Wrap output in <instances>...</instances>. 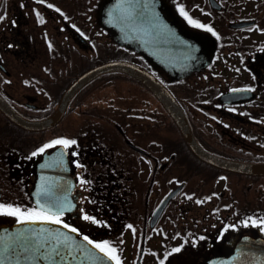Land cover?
Instances as JSON below:
<instances>
[{"label":"flooded vegetation","instance_id":"flooded-vegetation-1","mask_svg":"<svg viewBox=\"0 0 264 264\" xmlns=\"http://www.w3.org/2000/svg\"><path fill=\"white\" fill-rule=\"evenodd\" d=\"M103 1L0 0V95L9 105L42 119L86 73L126 61L168 88L205 150L264 163V0H141L136 19H124L133 12L128 0H111L110 18ZM180 8L216 35L189 24ZM178 20L186 38L202 40L192 43L202 51L193 67H178ZM126 29L129 44L118 35ZM170 45L174 72L156 52ZM58 128L77 142L66 149L73 209L62 222L115 247L121 264H264V173L200 158L134 72L110 68L86 80L50 127ZM23 129L0 108V204L7 178H23L28 194L38 178L37 150L21 149Z\"/></svg>","mask_w":264,"mask_h":264},{"label":"water","instance_id":"water-1","mask_svg":"<svg viewBox=\"0 0 264 264\" xmlns=\"http://www.w3.org/2000/svg\"><path fill=\"white\" fill-rule=\"evenodd\" d=\"M103 3L105 4L103 6L104 10H107L104 12V14L110 18L109 13H111V0H104ZM121 16H126V14ZM187 31V28L178 20V59H180L178 60V67L182 68L195 66L196 64L193 65V63L197 58H199V60L201 59L202 52L200 48L192 49V43L194 44V42H198L199 45V42L201 43L202 40L197 41V36L194 35L192 36L193 38H186L188 35ZM118 35L120 42L129 44L130 33L127 31V29L119 32ZM162 36H164L163 41L167 42L168 45L171 44V34H167L166 36L162 34ZM201 38H204V36L201 35L198 37V40ZM155 40L158 41V39ZM175 50V46L173 45L167 46L161 51L156 49V52L158 54L161 53V56L165 59L167 67L173 72L175 71L174 69L176 63ZM110 68L132 71L139 78H141L152 89V91L164 104L173 118L178 122L185 138L193 150L203 156V159L222 168H231L242 172L264 173V163L253 164L228 161L224 158L214 156L202 149L194 140L185 115L168 88L152 73L136 64L126 61L106 63L86 73L65 93L56 111L44 119L38 121L28 120L27 118L18 114L1 95L0 108L8 115V117L26 129L43 130L49 128L56 124L63 117L67 103L74 90H76L82 83L95 74ZM61 154L63 155L61 156ZM36 170L38 173V178L36 179L35 185L32 189V196L35 205L37 206L36 202L38 199L43 204L46 202L49 196H51L55 197L60 202L71 205L70 210H68L71 211L73 209V178L70 175V167L65 148H63L61 145H57L53 148L46 149L45 152L42 153L41 159L36 164ZM52 178L61 179V182H51ZM68 180H71V182L69 183ZM41 188H43L45 192L49 194V196H40L38 192ZM175 192V190L172 191L169 196L173 195ZM68 211H65V213ZM33 229L37 232V234H39L41 230L47 229V232H44L45 236H59L61 240H64L65 236L68 237V240L65 241V243L71 245L72 254L70 256H66L63 264H113V262L108 261L107 258L104 257L103 253H100L97 249H93L92 245L88 244L87 241L84 240L85 236L80 234V232L77 231L76 233H72L69 231V229L64 228L62 224L56 225L40 222L35 224H20L18 222L0 223V264H50L48 260H34L32 258L31 251H25V246L28 243L27 240H25V237L30 235L31 230ZM12 245L16 246L15 254H11L7 250L9 246ZM73 257H75V259H73ZM230 259V264H233L235 259Z\"/></svg>","mask_w":264,"mask_h":264},{"label":"snow or ice","instance_id":"snow-or-ice-1","mask_svg":"<svg viewBox=\"0 0 264 264\" xmlns=\"http://www.w3.org/2000/svg\"><path fill=\"white\" fill-rule=\"evenodd\" d=\"M40 2H42V0H40ZM129 3L133 9V12H130L129 15L124 19H136L144 17V8L141 7V0H129ZM49 7H51V5H49ZM119 7L120 5H117V8ZM144 7H146V5ZM57 11H59V9H57ZM180 14L188 21L189 24H192L194 27L204 28L206 31L212 32L213 35H216L211 27L205 26L189 17L188 13L183 8H180ZM37 15L39 16V14ZM109 15L111 16L112 13H109ZM0 19H2V17H0ZM76 143V140L63 138L56 139L48 144H45L43 147L39 148L38 151L33 152L32 156H37L41 153H44L46 149L53 148L57 145H61L63 148L67 149L73 145H76ZM62 155L63 154H61V156ZM73 155H76V153L73 152ZM79 166L80 165L77 164V167ZM85 183H87V181H81V184ZM38 194L40 196H49V194L46 193L43 188L39 190ZM189 199H191V197H189ZM36 203V208L25 209L14 207L12 205L0 204V215L15 217L17 222L20 224H35L37 222L56 225L62 224V226L69 229L70 232H77L76 228H69L67 224H63L62 222V217L65 211L70 210L71 205L60 202L55 197L51 196H49V198L43 204L39 199ZM197 203H201V201H197ZM83 219L86 221L90 220L92 223H96V220L88 215H84ZM261 223L264 224V220H261ZM252 224L255 225L256 221L253 220ZM128 227L131 228L132 226L129 225ZM44 232H47V229L41 230L39 234H37L34 229L31 230L30 235L25 237V240L28 242L25 246V251H31L32 258L34 260H48L50 264H63L66 256H70L72 254L71 245L65 243V241L68 240V237L65 236L64 240H61L59 236H45ZM84 240H86L88 244L92 245L93 249H97L100 253H103L104 257H106L108 261L113 262V264H121L117 250L112 245L108 244L107 242L94 244L87 237H84ZM7 250L11 254H15L16 246H9ZM172 251L174 253L179 252L180 248H175ZM73 259H75V257H73ZM161 264H164V262L161 261Z\"/></svg>","mask_w":264,"mask_h":264},{"label":"trees","instance_id":"trees-1","mask_svg":"<svg viewBox=\"0 0 264 264\" xmlns=\"http://www.w3.org/2000/svg\"><path fill=\"white\" fill-rule=\"evenodd\" d=\"M33 116V115H32ZM35 116V115H34ZM47 116V114L36 115L37 118ZM64 139V129H45L41 131H31V130H22L21 135V149L22 152H30L32 150H37L43 147L45 144L50 143L56 139ZM40 156V154H39ZM24 179L20 180V184H15L11 181L10 178H7L6 183V205H12L14 207H20L21 209L25 208H36L31 195L22 190L24 187ZM22 186V187H21ZM10 218L12 216H6ZM15 218V217H13Z\"/></svg>","mask_w":264,"mask_h":264}]
</instances>
